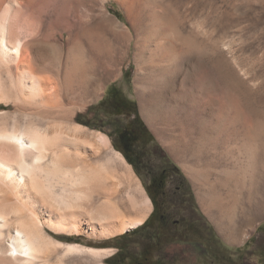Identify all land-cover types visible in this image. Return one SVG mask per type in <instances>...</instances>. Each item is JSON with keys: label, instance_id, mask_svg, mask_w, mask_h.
Returning <instances> with one entry per match:
<instances>
[{"label": "rangeland", "instance_id": "rangeland-1", "mask_svg": "<svg viewBox=\"0 0 264 264\" xmlns=\"http://www.w3.org/2000/svg\"><path fill=\"white\" fill-rule=\"evenodd\" d=\"M140 2V13L129 19L117 0L109 1V15L119 26L112 19L104 25L97 19L79 24L71 52L49 53L61 64L48 67V75L54 77V70L60 69L64 76L77 67L93 65L97 88L88 83L91 94L71 105V120L49 118L47 128L51 133L57 129L77 133L83 157L95 166L102 160L99 155L114 150L126 161L116 166L114 174H107L110 193L100 197L109 205L110 232L102 233L99 222L95 226L84 223L78 231L74 227L65 230L56 218L51 221L41 213L47 223L43 232L50 241L112 248L121 235L136 228L131 226L133 220L145 216L151 199L148 179L116 147L113 126L99 105L114 86L136 102L154 135L149 152L156 156L150 160L151 167L168 158L192 184L209 234L222 242L218 260L208 255L207 264H264V228H260L264 224V0ZM122 26L132 28L131 41L120 37ZM170 43L184 50L183 66L177 63L179 52L169 50ZM14 63H0V129L38 121L31 112L40 103L41 90L27 69H17ZM143 107L174 115L182 125L161 132V125L149 120ZM79 132L87 133V141ZM100 132L107 135L109 145L95 154ZM188 134L192 140L183 137ZM10 208L6 212L12 214ZM237 226L242 228L241 235L233 241L228 232ZM4 238L0 239V264H8L2 258L9 246ZM110 255L63 258L66 264H109Z\"/></svg>", "mask_w": 264, "mask_h": 264}, {"label": "bare ground", "instance_id": "bare-ground-1", "mask_svg": "<svg viewBox=\"0 0 264 264\" xmlns=\"http://www.w3.org/2000/svg\"><path fill=\"white\" fill-rule=\"evenodd\" d=\"M109 1L112 0H0V63L6 65L13 60L15 68H26L28 76L41 90L40 103L32 106L31 112L38 116V121L15 123L19 125L16 128L0 129V239L7 237L9 241L2 257L8 264H66L63 257L71 254L102 258L112 252V248L91 247L53 238L50 241L51 237L49 240L42 228L47 223L41 219L43 213L51 221L56 218L65 230L71 227L81 230L84 223L95 226L99 222L102 233L110 232L109 205L100 201V197L110 193L107 174H114L116 166L126 161L125 157L117 150L107 152L99 155L102 160L95 166L83 157L79 143L81 137L77 133L69 135L59 129L51 133L50 127L46 126L49 118L71 120V105L78 98L91 94L88 83L97 88L94 79L97 72L93 65L90 69L77 67L64 76L60 69L54 70V77L48 75V67L61 64L56 63L49 53L71 52L76 46L79 24L97 19L104 25L112 19L111 23L119 26L109 15ZM117 1L129 19L130 15L133 17L140 13V0ZM120 29V37L131 41L134 35L132 28L122 26ZM168 48L179 52L181 61L176 60L179 66H183L186 59L184 50L171 43ZM143 110L149 120L161 125V132L182 125V120L174 115L167 116L155 107H143ZM85 134L80 133L87 141L89 136ZM191 136L183 137L192 140ZM95 142L99 148L95 149V154L107 150L109 140L106 134L100 132ZM147 201L145 216L133 220L131 226L137 227L145 221L147 212L152 209L151 199ZM8 206L13 210L9 209L12 214L6 212ZM241 231L242 228L237 226L228 235L233 241H238Z\"/></svg>", "mask_w": 264, "mask_h": 264}, {"label": "flooded vegetation", "instance_id": "flooded-vegetation-1", "mask_svg": "<svg viewBox=\"0 0 264 264\" xmlns=\"http://www.w3.org/2000/svg\"><path fill=\"white\" fill-rule=\"evenodd\" d=\"M110 97L113 102H108L109 108L117 111L125 108L123 94L117 88L111 90ZM129 130L133 132L134 128ZM141 139L145 146L140 150L120 141L117 145L136 170L148 179L147 190L153 206L151 219L138 232L135 242L125 239L113 243L115 251L110 255L113 264H207L208 255L218 260L222 242L209 234L189 179L167 166L152 168L150 160L156 156L149 152L152 135L142 132Z\"/></svg>", "mask_w": 264, "mask_h": 264}, {"label": "trees", "instance_id": "trees-1", "mask_svg": "<svg viewBox=\"0 0 264 264\" xmlns=\"http://www.w3.org/2000/svg\"><path fill=\"white\" fill-rule=\"evenodd\" d=\"M115 88L116 87L114 86L110 88L106 97H104L99 102V105L102 106L104 109V113L107 118L106 120L109 121L113 126L112 136L114 138L116 147L119 150H121L119 148V145H117V142L120 141L125 146L135 147L136 149L140 150L145 146V142L141 139L142 132L151 133L153 142H154V135L143 121L136 102L131 100L127 96L123 95V100L124 102H126V106L122 111L121 110L117 111L109 108L108 102L112 101L110 97V92ZM130 128H134V131L131 132L129 130ZM126 158L131 162V160L127 156ZM165 166L171 168L174 173H178L180 175L183 174L182 171L180 170V167L173 161H170L168 158L164 159V161L161 162L159 165L155 166V168L159 169ZM150 219L151 216H149L148 219L145 222H143V224L139 225L134 230L130 231L131 233L127 232L124 235H121L120 237L121 239L119 240L132 239L131 242H135L137 240L136 236L138 232L147 226ZM260 228H264V224ZM107 262L109 264H113V259L109 257L107 259Z\"/></svg>", "mask_w": 264, "mask_h": 264}, {"label": "crops", "instance_id": "crops-1", "mask_svg": "<svg viewBox=\"0 0 264 264\" xmlns=\"http://www.w3.org/2000/svg\"><path fill=\"white\" fill-rule=\"evenodd\" d=\"M229 238V237H228ZM230 239V238H229Z\"/></svg>", "mask_w": 264, "mask_h": 264}]
</instances>
